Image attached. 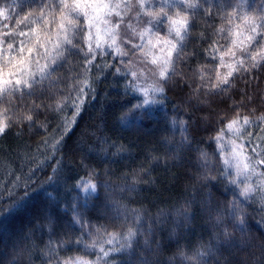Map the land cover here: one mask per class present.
Here are the masks:
<instances>
[{
    "label": "trees",
    "instance_id": "obj_1",
    "mask_svg": "<svg viewBox=\"0 0 264 264\" xmlns=\"http://www.w3.org/2000/svg\"><path fill=\"white\" fill-rule=\"evenodd\" d=\"M239 2L220 0L219 6L215 2L204 5L210 8V12L207 16L198 13L192 20L190 35L184 42L186 57L177 65L178 74L165 85L166 101L154 105L146 115L137 114L135 120L129 117L128 122L123 123L119 117L142 98L135 93L125 95L123 78L114 75L112 67L103 66L107 61L123 70V65H117L120 57L104 56L101 59L98 55L95 63L101 68L93 66L90 73L84 72L79 56L68 57V62L53 76V81L58 83L44 94L37 91L33 96L24 94L22 99L13 97L11 103L0 101V114L7 109L8 117L18 122L11 124L0 136V190L14 176L22 185L32 175L28 171L30 167L35 172L28 195L25 197L22 186L17 187L16 196L21 198V203L0 219V257L6 264L10 261L15 264H50L53 261L50 239L57 242L60 237L68 240L79 235V226L71 222L70 204L80 209L84 220L89 222V229L92 225H105L109 231H124L125 228H117L118 222L113 220V204L116 202L129 209H141L146 215L144 236L139 238V246H133L136 254H116L113 264H137L140 256L150 264H253L254 260L264 261V249L260 247L264 244V211L260 210L259 203L244 202L243 197L235 196L226 184L219 182V177L206 180L197 152L200 148L209 153L212 175H217L216 166L222 160L213 155L217 148L213 137L225 127L226 121L235 117L234 108L239 106V114L253 120L264 114V66L250 73H234L230 78L233 87L226 93L217 95L212 89L217 73L224 77L229 66L233 65V58L230 53L224 55V66H220L219 56L213 60L208 55L209 46L215 42L222 53L231 47L237 56L241 55L238 50L241 37L234 32L230 34L229 29L239 25L235 31L243 34V24L238 16L234 25L224 19L226 13L233 11L232 4ZM261 4L264 0H245L244 6L250 9L249 15H255ZM32 7L29 6V12ZM236 11L239 13V8ZM3 23L0 18V26ZM19 27L29 33L20 39L32 37L34 42L36 33L29 32L23 23ZM221 28L223 32L219 31ZM133 42L139 43L138 38L134 37ZM130 47L124 46L128 56L123 59L131 58L127 67L136 71L145 67L149 79H155L151 73L157 70L151 64L142 63L140 52L133 54ZM86 77L94 84V98L85 99L82 111L64 135L62 150L57 153L63 171L59 182L50 184L47 180L51 175L48 164L56 166L55 158L40 169L33 159H44L42 142L51 138L53 129L60 123L58 114L45 105L54 107L60 103L64 105L63 115L71 118L72 111L66 101L75 98L78 85ZM41 87H47V84ZM36 105L40 109L33 111ZM27 115L32 116L35 126L29 128L24 119ZM173 120L187 121L190 147H178L181 134L173 126ZM45 123L46 130L41 129L40 125ZM263 125L264 122L257 120L252 127ZM252 134L258 135L254 131ZM226 135L227 131L224 137ZM101 148L103 151L99 150ZM90 169H95L98 175L89 177ZM148 172H151L150 177ZM79 179H91L97 184L98 198L92 196L86 206L83 194L75 188ZM101 180L111 187L101 186ZM49 193L55 200L49 198ZM3 195L6 199L8 194L4 192ZM231 201H237V209H243L240 212L245 220L243 232L228 215L233 208ZM161 210L163 215L157 218ZM184 212L189 214L188 219L184 218ZM225 228L231 236L225 242L221 235L218 242L217 236ZM144 240L148 241L147 247ZM197 252L203 256H197ZM57 254L63 259L71 256L94 259L92 255H85L83 248L77 250L70 244L63 248L57 246Z\"/></svg>",
    "mask_w": 264,
    "mask_h": 264
},
{
    "label": "snow or ice",
    "instance_id": "obj_2",
    "mask_svg": "<svg viewBox=\"0 0 264 264\" xmlns=\"http://www.w3.org/2000/svg\"><path fill=\"white\" fill-rule=\"evenodd\" d=\"M214 2L219 6L220 0H135V4L132 0H0V5H4L0 7V18L4 21L0 26V101L6 100L11 103L13 97L22 99L24 94L33 96L37 91L44 94L49 87L58 83L53 81V76L68 62V57L79 56L84 72L90 73L93 66L97 69L101 68L100 64L95 63L98 55L101 59L110 56L113 59L120 57L117 65H123V70L120 66L109 65L107 61L103 62V66L112 67L113 74L123 78L126 82L124 94L135 93L142 98L119 117L120 121L127 123L129 117L135 120L137 114L146 115L152 111L154 105H162L166 101L165 85L178 74L177 65L186 57L184 42L190 35L192 20L198 13L207 16L210 8H205L204 5H211ZM229 2L231 3V0ZM244 5L245 0L232 4L233 11L226 13L224 17L229 25H234L237 16L243 24V34L235 31L239 25L229 29L230 34L234 32L237 37H241L238 47L241 55L237 56L236 51L231 47L222 53L215 42L206 50L213 60L219 56L220 66H224V55L230 53L233 58V65L229 66L227 74L221 78L217 73L216 80L212 83V89L217 95L231 90L234 82H230V78L234 73L237 75L240 72L250 73L251 70L264 66V4L256 10L255 15H249L250 9H246ZM29 6H33L31 12L28 10ZM237 8L239 13L236 11ZM133 9H135L134 17H129L128 14L132 13ZM132 19L143 25L142 30H136ZM22 23L29 32L36 33L34 42L32 37L27 40L20 39L29 36L28 32L20 30L19 26ZM121 25L124 26L123 32ZM219 31L223 32L224 29L221 28ZM161 32L164 36L160 35ZM129 33L133 37H138L140 43L133 42L129 38ZM232 44L235 45L236 41L233 40ZM125 45L131 46L129 51L133 54L143 53L148 45L151 46L150 53L157 50V54L151 58L148 54L142 58L146 65L157 66V71L151 73L155 77L151 83L147 82L149 76L143 69L138 72L127 67L131 64V58L127 61L123 59L128 56V52L124 50ZM89 79L86 77L78 85L75 98L66 101L67 107L72 111L71 118L63 115L64 105L60 103L54 107L45 105L58 114L60 123L53 129L51 138H46L42 142L44 159L40 160L37 157L33 159L36 161V167L40 169L47 161L55 158L56 166L48 164L51 168V175L47 177L50 184L58 183L63 171L59 167L60 158L57 157V153L62 150L64 135L75 123L76 117L84 107L85 99L94 98L95 87ZM201 79L203 80L204 77L201 76ZM141 81L145 82L142 84ZM46 84L47 87H41ZM85 88L88 91H85ZM248 99L250 101L251 97L249 96ZM233 104H236V101H233ZM39 109L40 106L36 105L33 111ZM234 111L235 117L226 121L225 127L219 129L218 134L213 137V142L217 145L213 155L217 160H222V163L216 166L217 175H212V160L207 151L197 148L198 162L205 169L206 180H217L219 177V182L226 184L235 196L243 197L244 202L259 203L260 210L264 211V171L260 170L264 169V148H260V144L257 143V141L264 142V136H253L251 131L252 125L257 120L264 122V114L253 120L247 115L241 116L239 106L235 107ZM7 112L6 109L0 114L3 116L0 119V136L6 133L11 124L18 123L8 117ZM24 119L28 121L29 128L35 126L31 115L25 116ZM172 124L181 134L178 147H190L187 121L173 120ZM40 127L46 130L47 124H42ZM225 131L241 141L246 139L252 149L251 154H247L243 142L236 144L232 139L225 140ZM259 131L264 132V128H260ZM225 149H227L226 155ZM99 150L103 151L102 148ZM119 151L118 148L117 153ZM28 171L35 175L31 167ZM32 175L23 181L22 185L18 183L19 178L14 176L13 180L0 190V219L9 215L21 203V198L16 196L17 187L22 186L25 197L28 195ZM95 175H98L96 170L90 169L89 177ZM147 175L150 177L151 172ZM100 184L103 187H111L103 180ZM75 188L78 193L83 194L84 206L92 196L98 198L97 184L91 179H79ZM4 192L8 194L6 199ZM48 195L51 200H55L51 193ZM230 203L233 204V208L228 215L236 227L243 232L245 220L240 215L243 209H237V201ZM69 208L73 213L71 222L79 226V235L75 238L69 237L68 240L60 237L57 242L50 239L49 250L53 253V261L50 264H113L116 254L123 253L130 256L136 254L133 246H139V238L144 236L145 211L129 209L119 202L114 203L113 220L118 222L115 226L125 228L120 232L109 231L108 226L105 225H92L89 229V222L84 220L80 209L75 204H70ZM160 215H163L162 210L157 213V218ZM183 215L185 219L189 218L187 212ZM48 219L51 222L52 218ZM129 220H131L130 226ZM217 222H220L219 217ZM221 235L227 242L231 233L225 228L217 236L218 242ZM85 237L88 239L86 240ZM66 244L77 250L83 248L85 255H92L94 259L88 260L84 256H71L68 259L59 257L57 246L63 248ZM144 246H148L147 240H144ZM260 247L264 249V244ZM196 255L202 257L203 253L197 252ZM0 264H6L2 257ZM7 264H15V262L10 261ZM137 264H150V262L140 256ZM253 264H264V261L254 260Z\"/></svg>",
    "mask_w": 264,
    "mask_h": 264
},
{
    "label": "rangeland",
    "instance_id": "obj_3",
    "mask_svg": "<svg viewBox=\"0 0 264 264\" xmlns=\"http://www.w3.org/2000/svg\"><path fill=\"white\" fill-rule=\"evenodd\" d=\"M132 3L135 4V0H132ZM134 13H135V9H133V12H132V13H129V14H128L129 17H134ZM132 23H133V25H134V27L136 28L137 31L142 30L143 25L140 24V23H138L135 19H132ZM123 28H124V26L121 25V31H122V32H123ZM160 35H161V36H164V33L161 32ZM129 38L132 39V40H133V38H134V37L131 35V33H129ZM137 38H138V37H137ZM165 38L167 39V37H165ZM138 40H139V39H138ZM139 43H140V41H139ZM153 43H155V38H153ZM125 46H126V45H125ZM150 47H151V46L148 45V46H146V47L144 48V52L139 54V55H140V59H142L143 56H144L145 54H148V55H149V58H151V56H154V55L157 54V50H153V51L150 53V52H149ZM142 63H144V62H142ZM144 64H145V63H144ZM151 66L153 67L154 70H157V66H156V65H151ZM143 70L145 71V67H143ZM138 72H139V71H138ZM144 82H145V81H141L142 84H143ZM147 82H148V83H151L152 80L148 79ZM260 128H264V125H263V126H254V127H251V131H254V132L257 133L259 136H264V132L259 131ZM228 139H232V140H234L236 144H240V143L243 142V143H244V147H245V149L247 150V154H251V151H252V150H251V147L249 146V144H248V142H247L246 139L243 140V141H241V139H239V138H237V137H235V136H232L231 133L227 132V135H226V137H225V140H228ZM259 144H260V148H263V146H264V142H260V141H259ZM226 152H227V149H226ZM226 154H227V153H226Z\"/></svg>",
    "mask_w": 264,
    "mask_h": 264
}]
</instances>
